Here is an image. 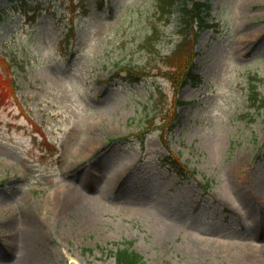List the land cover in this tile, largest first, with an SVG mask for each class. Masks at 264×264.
Returning a JSON list of instances; mask_svg holds the SVG:
<instances>
[{"label":"rangeland","instance_id":"obj_1","mask_svg":"<svg viewBox=\"0 0 264 264\" xmlns=\"http://www.w3.org/2000/svg\"><path fill=\"white\" fill-rule=\"evenodd\" d=\"M66 1L0 0V264L24 263L33 225L27 264H117L127 245L141 264H264V109L246 102L264 0H196L201 82L181 87L178 10Z\"/></svg>","mask_w":264,"mask_h":264},{"label":"trees","instance_id":"obj_2","mask_svg":"<svg viewBox=\"0 0 264 264\" xmlns=\"http://www.w3.org/2000/svg\"><path fill=\"white\" fill-rule=\"evenodd\" d=\"M104 0H99L102 3ZM68 7L74 9L75 4L74 0H67ZM25 4L26 2L23 1ZM157 7L162 12H169L176 9L179 11V18L183 21L182 30L183 36L176 44L175 50H182L180 54V60L176 62V65L170 70L167 71V75L172 81V83L181 87L184 85L196 86L201 81V76L195 71V51H194V40H196L200 32L207 26V15L209 12L208 2H201L196 0H161ZM28 11V10H27ZM155 30H153L154 33ZM152 33V34H153ZM151 34V35H152ZM185 45V48L182 49V46ZM167 58V56H165ZM131 76L137 77L136 73L128 71ZM139 78V77H138ZM249 82L247 83V92H246V102L247 106L253 108L254 112H259L262 108L264 109V94H262L257 89V83L254 76L249 77ZM185 102V101H178ZM263 125V134H264V116L261 119ZM260 156V154H259ZM173 167L175 168L177 174L181 177L185 176V173L193 174V170L187 169L185 164L174 163ZM204 187H208L209 183L206 181L201 184ZM115 260L119 264H139L143 263L142 256L129 248V246L117 247L113 252Z\"/></svg>","mask_w":264,"mask_h":264},{"label":"bare ground","instance_id":"obj_3","mask_svg":"<svg viewBox=\"0 0 264 264\" xmlns=\"http://www.w3.org/2000/svg\"><path fill=\"white\" fill-rule=\"evenodd\" d=\"M69 193V192H68ZM71 198H75L77 202H79V206L81 207L80 203H82L79 198L77 197L78 195L75 194V192L70 191ZM31 222V221H30ZM32 225V222H31ZM38 228L36 226H31L30 232L22 231L21 237L23 238V247L26 251V254L22 257L21 262H24L23 264H27L30 262V260L33 259V252L30 250L31 244L33 242V238L36 236V231Z\"/></svg>","mask_w":264,"mask_h":264}]
</instances>
